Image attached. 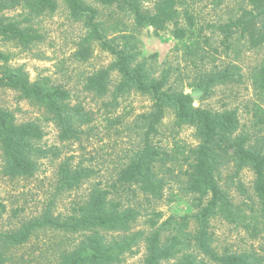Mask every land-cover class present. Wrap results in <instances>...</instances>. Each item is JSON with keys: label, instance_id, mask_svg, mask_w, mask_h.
I'll list each match as a JSON object with an SVG mask.
<instances>
[{"label": "trees", "instance_id": "16d2710c", "mask_svg": "<svg viewBox=\"0 0 264 264\" xmlns=\"http://www.w3.org/2000/svg\"><path fill=\"white\" fill-rule=\"evenodd\" d=\"M221 2L222 0H217ZM242 8L235 20L219 25L217 30L227 43L238 35L250 49L264 45V0H242ZM69 15L82 21L87 33L79 45L77 57L85 61L90 57L91 45L97 43L101 50L110 53L114 61L106 69L89 77L85 88L96 95L107 91L110 73L116 72L119 81L114 96L136 91L147 95L152 101L151 112L144 116L146 131L143 147L134 159L122 168L116 183L134 187L139 193L160 201L165 192L174 190L178 196H190L195 209L192 215H171L158 225L161 213L148 219L151 231L131 232L138 212L122 208L119 202L109 199L114 192L97 189L81 205L71 209L63 219L52 217L48 211L40 219L26 222L16 231L0 232V264H6L5 249L29 242L39 230L82 235V241L71 251L60 255L57 264H116L142 239L145 247L143 264H202L203 256L210 264H264V256L256 253H217L212 245L211 218L219 215L224 221L261 233L251 221L253 214L245 215L241 203L236 204L226 189L237 179L241 170L252 172V194L260 211L264 213V139L258 133L264 130V108L253 105L250 129L240 124L235 110L213 111L194 106L210 95L215 85L234 81L233 72H212L197 79L190 93L176 92L166 88L165 77L147 80L141 65L131 66L140 54L141 41L138 34L151 28L156 36L169 30L170 35L182 41L189 29L194 27L193 16L183 11L186 26L180 25L178 7L180 0H153L152 10L142 8L143 0H64ZM98 5L114 12L109 20L102 21ZM20 9L21 20L7 16L6 12ZM56 10L54 0H0V40L13 42L22 49L41 41V35L32 27L33 19ZM120 16L130 17L126 25ZM203 58V57H201ZM8 57L0 53V89L16 91L21 99L42 109L48 121H52L62 139L76 138L80 125L88 122L80 106L69 107V94L51 84L47 77L30 81L23 68L7 66ZM253 86L260 97L264 96V59L259 69L252 73ZM170 109L174 126L194 129L198 144L194 148L175 145L168 151L151 144V136ZM91 121V120H90ZM89 121V122H90ZM88 124V123H87ZM257 130V131H254ZM42 137L39 125L34 122L17 124L13 115L0 109V150L3 158L2 174L8 178H30L36 171L33 159L39 154L37 143ZM170 164V165H167ZM185 166V169H183ZM172 167V169H171ZM173 167L176 172L173 173ZM89 169L72 171L67 163L57 173L58 190L77 188L91 175ZM238 190L244 189L238 182ZM254 209H250L253 212ZM4 207L0 204V217ZM250 219V221H247ZM194 227L189 230V221ZM160 229L168 231L163 236ZM103 233H120L116 239L106 241Z\"/></svg>", "mask_w": 264, "mask_h": 264}, {"label": "rangeland", "instance_id": "374dc122", "mask_svg": "<svg viewBox=\"0 0 264 264\" xmlns=\"http://www.w3.org/2000/svg\"><path fill=\"white\" fill-rule=\"evenodd\" d=\"M54 1L56 10L53 13L31 22L32 27L41 35L40 42L22 49L13 42L0 40V53L8 57V67L23 68L30 81L47 77L52 85L66 90L69 94L67 105L80 106L89 120L88 124L80 125L76 138L64 140L54 123L44 116L42 109L21 99L16 91L0 89V109L11 113L17 124L34 122L42 131V137L36 145L40 149L39 154L33 157L36 171L30 178L4 176L0 150V204L4 207L0 217V232L16 231L22 224L40 219L46 211L52 217L66 218L71 209L84 204L92 192L97 189L111 190L112 184L115 188L109 199L119 202L122 208H133L138 212L137 219L131 225V232L151 231L147 221L155 213L162 215L158 225L171 215L194 214L191 197H179L177 187L166 191L162 200L157 201L139 193L134 187L116 183L119 171L143 147L146 131L144 116L151 112L152 101L147 95L136 91L115 97L114 87L120 79L116 72L110 73L104 94L96 95L87 91L85 85L88 78L108 68L114 57L93 43L90 57L85 61L79 60L77 52L87 31L82 21L69 15L64 0ZM93 6L98 9L102 21L109 20L108 17L114 14L98 5ZM152 6L153 0H143V9L151 11ZM242 8H246L242 0H180V25L186 26L183 11L187 10L193 16L194 27L188 30L182 41L170 35V27L156 36L151 28L143 29L137 35L141 41L140 54L131 66L141 65L148 81L165 77L166 88L185 94L191 92L194 82L200 76L212 72H233L234 81L215 85L210 95L196 101L194 106L213 111L235 110L240 124L245 130L250 129L254 122L251 111L253 105L264 108V96L258 95L252 77V73L263 62L264 45L250 49L238 35L224 43L222 34L217 30L219 25L235 20ZM21 12L16 9L6 14L20 21ZM120 18L126 25H130V17ZM173 122V113L167 109L157 126V133L150 137L151 144L162 151L171 150L175 145L194 148L198 144L194 129H177ZM258 136L264 139V130ZM65 163L72 171L89 169L91 176L75 189L59 191L57 173ZM173 173H177L176 167H173ZM253 179L252 172L243 169L229 189L223 184L221 186L236 204L241 203L245 215L253 214L255 219L251 224L257 226L254 228L263 230L261 233L250 234V230L229 224L218 214L215 215L211 218L210 230L213 234L212 245L219 254L248 252L264 256V213L260 211L252 194ZM238 182L244 193L238 190ZM250 209H254L253 212ZM193 227V221L190 220L189 230L192 231ZM160 230L163 236L168 235L167 230ZM103 235L106 241H111L120 233ZM82 238L80 233L39 230L28 243L5 249L6 264H57L60 255L71 251ZM144 256L145 247L140 239L116 264H143ZM197 259L202 264H210L201 255Z\"/></svg>", "mask_w": 264, "mask_h": 264}]
</instances>
